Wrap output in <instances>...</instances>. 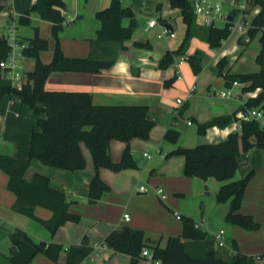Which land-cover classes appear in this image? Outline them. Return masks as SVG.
Listing matches in <instances>:
<instances>
[{
	"label": "crops",
	"instance_id": "obj_1",
	"mask_svg": "<svg viewBox=\"0 0 264 264\" xmlns=\"http://www.w3.org/2000/svg\"><path fill=\"white\" fill-rule=\"evenodd\" d=\"M36 1L0 0V36H6L15 30L20 42L27 44L34 37L35 29H38L40 37L49 41L48 50L40 53L42 62L48 64L52 61L56 45L52 23L43 20L37 13L29 16L30 26L20 22V18L32 9ZM63 1L65 9L61 12L65 21L64 28L59 33L63 54L71 58L93 57L111 60L114 64L99 73L54 72L46 81L47 91L88 92L92 95L95 105H146L153 120L158 118L164 109L168 108L174 112V109L181 108L180 105L186 101L189 105L186 112L189 127L209 122L215 117L237 115L245 111L243 107L247 100L256 98L261 91L257 89L243 92L246 85L239 82L240 86H233V83L227 84L226 79L222 77L225 91L231 89L232 94L223 96L225 91H222L221 97L228 101L218 104L197 95L199 76L197 79L192 78L193 75L185 68V64L179 68L182 80L176 79L171 87L166 88L164 81L173 78L177 70L172 66L161 69L159 61L168 51L178 50L186 38L187 26L181 15L172 17V13L168 11L157 14L166 20L164 26L175 33L174 38L167 36L158 38L164 41H157L153 38L154 33L151 30L156 29L158 35L161 23L154 28H149L147 23L146 28L141 30L137 29L139 24L135 19L138 25L129 40L124 43L96 44L97 32L101 27L96 14L107 8L112 0ZM122 4L124 7H130L124 1ZM247 10L253 19L259 13L260 7L247 6ZM122 24L127 27L130 21L125 23L123 20ZM197 25L204 27L199 20ZM260 36L261 34L256 37L260 39ZM255 38H252L251 42ZM237 40L244 46L241 56L251 42L244 43L238 35ZM204 46H209L204 30H195L185 55L193 56L199 53L203 60ZM50 49L52 51H49ZM48 52V59L44 60L43 54ZM223 57L229 60L224 74H245L264 70L261 68L258 71L233 73V60L228 51L223 50L215 59L216 74V65ZM26 64L29 65L27 71L33 69V59H27ZM6 77L7 75L4 78ZM7 80L9 83L2 86H11L9 78ZM193 88V95L189 98L188 93ZM182 94L185 100L178 104L177 100L181 99L178 96ZM46 117V113H35L30 106L9 94L3 96L0 102V155L30 160L32 134L34 131H40L39 120ZM176 119L177 116L171 127L177 130L174 124ZM235 132H240L239 122H234L227 128H209L204 135L198 134V129L188 133L181 132L176 144L164 142L166 128L151 131L148 139L134 138L129 143L131 152L134 149H144L143 159L136 160L137 168L119 171L100 168L98 174L110 190L95 203L89 201V187L96 174V168L91 151L85 143L81 144L86 159V167L82 170L68 171L44 165L38 159H31L25 179L30 181L36 173L48 176L52 185L62 189L72 202L70 212L80 216L78 223L67 222L55 235L40 222L13 209L16 196L8 189L9 177L0 170V219L9 226L10 231L21 229L36 242L57 243L64 247L58 262L40 254L30 264H65L66 249L80 245L84 239H87V244L92 247L93 252L82 264H131L132 258L126 254L115 253L105 243L106 237L112 231L128 226L142 230L146 239L165 248L170 237L182 236L183 222L179 215L192 218L196 225L207 233L203 240H184L185 250L190 257L205 259L209 252L217 251L224 260H229L233 254L231 242L235 241L239 252L249 257L248 264H264V148L254 147L247 153L241 150L237 157L240 168L236 178L254 173L247 185L240 211L243 215L253 216L261 224V227L254 231L245 230L226 221L230 203L217 201V193L223 182L211 177H187L184 174L185 157L178 154L169 155L179 147L193 148L201 144L219 143ZM255 141V137H252L251 142ZM126 148L125 142L112 140L109 146L112 160L119 162ZM141 187H145L147 191H141ZM158 189L164 190V198L156 193ZM127 214L130 216L129 221L125 220ZM35 216L41 220H49L53 213L37 207ZM220 231L225 233L222 247L215 237ZM10 248L11 246L9 252ZM137 264L148 263L142 259Z\"/></svg>",
	"mask_w": 264,
	"mask_h": 264
},
{
	"label": "trees",
	"instance_id": "obj_2",
	"mask_svg": "<svg viewBox=\"0 0 264 264\" xmlns=\"http://www.w3.org/2000/svg\"><path fill=\"white\" fill-rule=\"evenodd\" d=\"M173 8H178L184 24L187 26L186 38L176 51H168L159 61L161 69L171 67L175 59L184 56L190 47L191 39L196 30L197 17L194 14L193 0H170ZM123 0H112L110 5L97 12L96 18L101 22L97 32L96 44L124 43L129 40L137 28V22L131 7H124ZM250 8L260 7V11L252 19L249 31L251 38L260 36L262 51L264 50V0H251ZM65 9L63 0H37L32 9L20 18L22 24H29V16L37 13L40 17L52 23V34L56 45L52 61L42 62L40 53L48 50L49 41L41 38L38 29L27 42L23 55L33 59V69L25 74V82L21 89L2 86L5 72L1 68L11 50L10 43L5 36H0V102L3 96L9 94L21 103L30 106L35 113H46L47 117L39 120L40 131H34L30 144V160L38 159L47 166L68 171L82 170L86 167V159L81 144L85 143L90 149L96 174L89 187V201L95 203L110 187L100 178L98 170L108 168L119 171L126 168H137V162L129 147L134 138L148 139L155 122L149 116L146 105H95L92 95L88 92L47 91L45 84L54 72L99 73L114 64L111 60L66 57L60 47L59 33L64 28ZM1 10V7H0ZM248 12V10H247ZM236 12H231L234 20ZM124 19H130V24L124 27ZM159 22L166 21L158 16ZM231 23L224 27L206 28V42L211 48H217L221 42L231 34ZM260 53L258 60L263 61ZM196 74L201 71L202 56L196 53L189 56ZM229 60L221 58L217 65V74L224 77L227 84L240 82L246 85L243 92L260 89L256 98H249L243 110L252 108L264 109V70L245 74H224ZM176 76L164 81L166 88L171 87ZM234 122L240 123V132L231 133L228 138L216 144H201L193 148L179 147L169 155H183L185 157L184 174L187 177L200 179L215 178L223 182L217 193V201L229 202L230 208L226 221L248 231L258 230L261 224L250 215H243L241 207L244 201L247 185L253 176L251 172L246 177L236 178L240 164V151L249 152L252 148H264V127L260 122L239 121L236 114L232 116L215 117L209 122L198 125V134L204 135L209 128H227ZM180 133L170 127L164 136L166 142L176 144ZM255 137V143L251 138ZM112 140L123 141L127 144L122 158L114 162L109 154ZM30 160H19L0 155V170L8 177V189L15 194L16 202L13 209L17 212L40 222L52 235L67 222L78 223L80 216L70 212L71 201L60 188L52 185L51 179L41 173H36L28 181L25 173ZM42 207L50 210L53 216L49 220H41L35 216V209ZM183 222V233L180 237H170L165 248L146 239L142 230L124 226L112 231L105 239V243L115 253L129 255L131 264L142 260V251H151L156 260L162 264H248L249 257L239 252L235 241L231 242L233 254L229 260H224L217 251L209 252L205 259H194L185 250V239L203 240L206 231L198 227L195 221L187 216L179 215ZM11 248L8 260L12 264H30L37 255H44L53 262H58L64 247L57 243L34 241L25 231L18 229L11 236ZM93 249L84 239L80 245L66 249L65 264H82L92 254Z\"/></svg>",
	"mask_w": 264,
	"mask_h": 264
},
{
	"label": "rangeland",
	"instance_id": "obj_3",
	"mask_svg": "<svg viewBox=\"0 0 264 264\" xmlns=\"http://www.w3.org/2000/svg\"><path fill=\"white\" fill-rule=\"evenodd\" d=\"M125 4L129 5L134 13V18L138 21V28L144 30L147 26V23L151 19L157 18V14L161 13L163 14L164 11H168L172 13V17H179L181 14H179L178 8H173L171 5L170 0H123ZM239 1L240 5L244 4V0H237ZM213 3H220L222 8V14L227 15L231 12H236L235 20H238L242 16V9L240 7L234 8L232 6V0H213ZM245 14L250 16V12L245 11ZM125 23H128L130 19H124ZM31 23V22H30ZM30 23L28 24L30 26ZM26 25V26H28ZM25 26V25H24ZM196 30L203 29L204 33L207 34L206 28L201 27L199 25H196ZM217 27H224L225 22L218 20L217 21ZM154 33L153 38L157 41H164L159 40L158 35L156 33V29L151 30ZM61 32V31H60ZM244 46L237 40V34L234 32H231L229 37L224 39L221 42V45L217 48H211L210 46H204V57L201 61V71L199 74H196L193 70V66L191 61L189 60V55H185L186 62H185V68L189 70L194 79H197L199 76V83L197 84L198 91L197 95L201 96L202 98H209L212 101H215L216 103L220 104L223 102L228 101L227 99H223L221 97V92L226 90V87L223 85L224 79L222 77H219L215 72V59L218 56V54L223 51L227 50L229 57L233 60V73H244V72H252V71H258L261 68H264V50L261 52V44L259 42V37H256L252 40V42L245 48V51L240 56L241 52L243 51ZM49 51H52L51 49ZM262 53L263 55V61H259L258 57ZM50 52L43 54V59L47 60ZM181 57V56H180ZM180 57L175 59L174 64L172 65L173 69L175 68V63L180 59ZM25 59V58H24ZM23 59V65H22V73L27 72V69L29 67L28 64H26V60ZM238 59V60H236ZM176 70H179L176 68ZM8 77L4 78L3 83L4 85L7 84ZM9 83V82H8ZM178 97L181 98V100H185L184 94L179 95ZM188 103L184 101V104L180 105L181 108L174 109V112L169 111V109H164L160 116L156 119H152L155 124L152 128V131H158L160 129L166 128V132L171 127L172 121L177 116V119L175 120V126L177 128V131L179 133H188L190 131H194L198 129V125L195 124L193 127L188 126V120L189 117L187 116L186 112L188 110ZM182 112V114L180 113ZM164 140V137H163ZM165 142V140H164ZM144 149H134L132 151L133 158L135 160H140L142 158V153ZM151 151V150H150ZM153 152V151H151ZM143 159V158H142ZM146 160V159H145ZM148 161V160H147ZM15 231H10L9 226L0 219V264H12L10 261L7 260V255L9 252V247L11 246V235Z\"/></svg>",
	"mask_w": 264,
	"mask_h": 264
},
{
	"label": "built area",
	"instance_id": "obj_4",
	"mask_svg": "<svg viewBox=\"0 0 264 264\" xmlns=\"http://www.w3.org/2000/svg\"><path fill=\"white\" fill-rule=\"evenodd\" d=\"M251 0H244V4L240 5L239 1L232 0V6L234 8L240 7L242 9V16L238 20H231V13H228L227 15L222 14V8L220 3H213V0H193V9L194 14L196 15L197 19L201 22V25L204 27H213L217 25V21L221 20L225 22V25L227 23H231L230 30L231 32L236 33L240 39H243L244 43L248 44L251 42V36L249 34V31L252 28V18L245 14L246 7L250 6ZM160 25V22L158 18L151 19L148 22L149 28H154ZM169 36L170 38L175 37V33L167 28L166 26L161 24V31L158 34V38L163 39L165 37ZM9 43L11 50L9 52L8 57L2 61L1 68L4 70L5 75L10 80L11 87L21 89L24 82H25V73H22V65H23V59L25 58L23 55V51L25 48H27V44L21 43L18 39V36L14 31H11L8 35L5 36ZM186 62L185 56H181L180 59L175 63L174 67L175 69H179L182 65H184ZM173 67V66H172ZM176 79L182 80V74L179 70L176 71ZM241 84L239 82H233V86H240ZM192 90L189 91L188 97H192L193 92ZM231 89H228L225 91L222 95L223 96H230ZM178 104H182L183 101L181 99L177 100ZM236 118L246 121H253L256 120L261 123V125L264 127V109L261 108H252L247 109L241 113H238L236 115ZM190 124V123H189ZM143 192H146L147 189L145 187H141L140 189ZM157 194L162 195L164 198V190L158 189L156 191ZM125 220L129 221L130 216L127 214L125 215ZM224 231H220L216 234V239L219 242V245L222 247L224 246L223 237H224ZM142 259H144L148 264H162L161 261L156 260L154 258V255L151 251L144 249L142 251Z\"/></svg>",
	"mask_w": 264,
	"mask_h": 264
}]
</instances>
